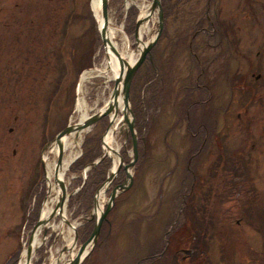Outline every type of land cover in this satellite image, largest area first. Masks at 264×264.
Listing matches in <instances>:
<instances>
[{"label": "rangeland", "instance_id": "1", "mask_svg": "<svg viewBox=\"0 0 264 264\" xmlns=\"http://www.w3.org/2000/svg\"><path fill=\"white\" fill-rule=\"evenodd\" d=\"M150 1L108 0L107 17L109 30L112 32L111 40L127 60L138 57L136 48L139 43L133 38L134 23L137 16L141 17L140 7L149 6ZM174 1L169 0L168 4L171 5ZM230 1V12L238 14L239 22H244L241 19V10L244 8L240 6L244 0ZM261 1L251 0L250 9L253 8L264 20V0ZM177 14L179 19L181 13ZM92 15L90 0H0V23L9 22L6 29L0 26V44L8 37L12 46L8 51L1 52L3 58L8 60L1 63L9 65V70H13L15 65L18 69L29 71L21 78L17 76V80L11 75L0 76V264L21 263L29 230L36 219H40L44 202L48 198L43 155L54 144L53 138L62 126L78 121L75 102L82 70L101 67L106 62L97 24ZM261 18L258 16V20L261 21ZM251 21L250 17V24ZM178 22L173 23L167 17L165 32L159 39L157 36V42L154 41L149 56L147 53L138 66L128 88V105L134 111L131 110L132 114L135 113L133 119L137 149L154 150L157 160L163 159L164 151L170 154L171 150L199 149L203 134L199 132L189 136L188 131L182 127L177 128V124L173 126L175 129L171 133L164 128L171 120H175L173 110L176 114L181 112L179 97L191 95L188 92L190 84L185 77L183 64L186 59H193L190 50L195 51V44L194 41L191 44L189 41L185 42L182 32L179 33L184 22ZM89 29L90 32L87 31ZM156 31L157 16L153 13L146 21L139 23L137 36L140 34L141 42L147 44ZM7 32H10L8 36ZM84 32L86 36L89 34L91 41V64L88 69L83 68L75 75L71 60L75 58V53L82 50L81 45L85 44L86 40L83 41L80 37ZM78 40L80 44L75 48ZM251 40L255 41L253 38ZM18 56H21L20 59ZM251 58H254L252 53ZM147 75L148 79L145 80ZM102 80L95 77L85 82L83 96L89 115L99 110L112 87L111 80L106 83ZM185 86H188L187 89H183ZM262 93L264 100V92ZM228 96L227 92L220 95V108L214 112V117L217 118L216 133L220 136L223 144H220V148H223L221 150L225 156L234 147L243 149V144H247V131L243 128V107L230 110L226 108L224 111L223 107L228 106ZM252 103L248 106L251 119L248 129L254 139L252 147L255 150L258 143L264 149V105L259 109L257 104ZM237 112L240 115L239 122L234 117ZM206 117L210 118L204 115L203 121L210 123ZM107 121V116H103L83 133L77 148L78 155L70 162L63 175L67 195L63 213L76 227V245L86 239L91 230L93 219H89V215L92 196L112 165L109 156L92 166L88 165L104 149L101 138ZM116 127L111 146L119 152L123 162H127L131 155L130 137L124 132L125 124L118 123ZM212 138L215 139V136L208 140ZM205 144L209 148L208 143ZM215 147H218L217 143ZM250 151L247 171L253 187L252 195L250 197L248 193L244 195L239 191L236 200H248L246 208L252 215V223L264 235V154L259 157L252 149ZM79 159L83 161L75 163ZM171 163L172 161L156 162L152 170L146 169L143 172L142 177L137 169L132 168L131 175L133 171L134 174L130 189L115 196L94 246L80 264H145L150 262L149 255L162 249L167 237V220L171 215L181 212L180 205H170L168 201V191L173 187V179L162 182V197L160 200L156 198L159 192L158 183L170 169ZM230 165V161H226L219 166L220 176L224 175L225 180H228L229 173L224 167ZM161 166L163 167L160 168ZM153 174L155 179L152 182L150 177ZM122 175L121 172L116 179ZM111 184L112 182L104 192L102 201H105ZM229 194H222L221 191L220 196L215 197V204L208 206L207 210L208 213H214V218L218 216L225 228L228 224L229 227L233 225L236 230V238H233L236 240L237 251L227 253V248L222 250L224 245L217 250L219 243L211 240L209 246L212 248L205 255V262L262 264L264 245L259 251L258 238H252L253 253L240 250L248 237L258 235H252L255 230L253 224L250 227L233 224L240 212V206L238 202H233L234 191ZM52 225H62V232L59 229L53 230ZM43 229L45 234L43 235L42 230L41 244L35 247L30 264H49L51 260L62 255H69L67 249L61 248H66L65 237L71 228L61 222L60 216L53 217ZM69 237H73V234ZM223 240L228 245L229 238ZM223 240H220V244ZM74 250L72 248L73 252Z\"/></svg>", "mask_w": 264, "mask_h": 264}, {"label": "flooded vegetation", "instance_id": "2", "mask_svg": "<svg viewBox=\"0 0 264 264\" xmlns=\"http://www.w3.org/2000/svg\"><path fill=\"white\" fill-rule=\"evenodd\" d=\"M180 2L184 22L182 23L184 26H181L183 39L185 42L189 41V44L194 41L195 44V51L188 49L191 51L193 59H186L183 64L185 77L190 84L188 92L191 95L179 97L181 112L176 114V111L173 110L172 115L174 114L175 120H171L164 128L166 132L171 133L175 129L173 126L177 124V128L182 127L188 131L189 136L199 132L203 134L199 149L171 150L170 154L167 153L168 151H164L163 159L157 160L154 150H136L133 170L137 169L141 177L146 169V171L152 170L156 162L170 163L172 161L170 169L164 173L158 183L159 192L156 198L160 200L162 197L160 194L162 182L166 179H173V187L168 191V201L170 205L181 206V212L171 215L167 220L165 245L160 251L149 255L150 262L145 264H219V261L205 262V255H208L212 248L209 246V242L214 240L216 244L219 243L216 246L217 250L224 245L223 251L227 248V253L236 252V240L233 238V236L236 238V230L233 225L229 227V224L225 228V225L220 223L218 216L214 218V213H208L207 207L215 204V197L220 196L221 191L222 194L227 195L234 191L235 201L233 202L235 204L238 202L236 198L239 191H242L244 195L248 193L251 197L253 187L247 171L248 158L251 156L250 150L252 149L259 157L264 154V149L258 143L257 148L253 149L254 139L250 136L248 129L251 124L248 106L250 107L254 102L261 109V106L264 105V100H262V92H264V20L255 13L253 8L250 9L251 0H244L240 5L244 8L243 11L241 10L243 13L241 19L244 22H239L238 14L230 12V0H181ZM259 2L262 1L259 0ZM258 16L261 21L258 20ZM250 17L252 18L251 24L249 23ZM246 21L248 22L246 23ZM0 26L6 29L9 22L0 23ZM9 33L7 32V36ZM251 38L255 41L251 42ZM9 42L10 38L5 37V42L0 44V76L10 77L8 75H11L14 80H17V76L21 78L29 71L18 69L15 65L13 70H9V65L1 63L8 61L3 58L2 53L12 48ZM251 53L254 58H251ZM20 57L17 58L20 59ZM4 67L6 68L3 69ZM187 87L185 86L183 89H187ZM225 92L229 95L228 106L223 107V110L242 106L245 114L243 128L245 132L247 131L245 136L247 144H243V149L234 147L227 156L221 150L223 148H220V136L216 133L217 118L214 117V112L216 113L220 108V95ZM170 93L172 95L171 91ZM188 99H190L189 102ZM212 108L213 111H211ZM204 115L210 117H206L210 123L203 121ZM15 117L13 118L16 119ZM234 117L239 122L238 112L234 114ZM159 123L162 125L160 121ZM8 131L10 130L8 129ZM211 136H215V139L208 140ZM205 143H208L209 148L205 146ZM216 143L218 147H215ZM226 161L231 163L229 167L223 166L228 170V180H225L224 175L220 176V171H218L219 166L224 165ZM120 171L123 175L116 179L117 175L121 173ZM151 172L154 173V171ZM117 175L112 181L111 188L122 183L124 179L122 167ZM150 178L153 182L155 174ZM204 201L206 205H204ZM247 202L248 200L246 201L245 198L238 202L240 212L234 219V225L252 226L254 220L250 211H247ZM255 227H253L255 230L252 235L258 236L248 237L245 240L244 247L240 249L244 253H253V237L258 238L259 251L264 245L263 232ZM206 228H210L209 231ZM222 228L223 230H221ZM223 238H229L228 245ZM220 240H223V243L220 244ZM218 252L221 254L220 251ZM261 263L264 264V260ZM257 264L260 263L257 262Z\"/></svg>", "mask_w": 264, "mask_h": 264}, {"label": "water", "instance_id": "3", "mask_svg": "<svg viewBox=\"0 0 264 264\" xmlns=\"http://www.w3.org/2000/svg\"><path fill=\"white\" fill-rule=\"evenodd\" d=\"M107 7H108V0H100L99 2V12H100V19L101 23L100 26H97L101 45L103 48L104 56L108 53V50L112 53L113 57L116 59L118 63V72L115 74V77L112 81V87L108 93L107 100L102 104V106L99 108V110L93 112L90 115H87L83 120L76 121L73 124H66L64 127H62L54 136L53 143L56 146V159L53 169V178L57 185V187L60 190V197L54 207V210H57L60 215L63 216V222L70 226L73 231V237L71 240V247L68 248H61V250L68 249V252L71 251L72 248H75L74 253L72 255H66V263L65 264H80L81 261L84 259V257L91 251L93 245L95 244V241L97 239L99 228L103 220H105V215L108 212V210L111 208L113 204L114 197L122 192L125 191L131 184V170L134 164V158L136 155V149H137V142H136V135L134 131V119L133 114L131 112V109L128 105V88L131 81V78L135 72V70L138 68V66L141 64L143 59L145 58V55L148 53L150 47L156 40L161 28H162V10L160 5V0H151L149 3V12L146 17H149L152 13H156L157 16V31L155 36L147 42L146 46L140 50L138 53V57L135 58V60L128 64L127 61L122 57L119 52L116 51L115 47L113 46L109 36H108V17H107ZM143 19L139 18L137 16L135 23H134V30H133V38L135 42H137V27L139 23H141ZM96 21V20H95ZM138 46V45H137ZM120 94V98L122 101V110L118 108L117 105V97ZM117 115H121V121L118 119L116 122L117 124H125L124 132L128 133L130 136V149H131V155L129 160L126 163H123L119 153L115 151V149L107 146L104 142V136L106 135V132L108 128L113 123L115 117ZM107 116V124L105 126L104 132L102 134L101 138V144L104 147H107L110 149V151L117 157V163L115 164L113 169H109L107 172L105 178L103 181L100 182L97 189L95 190L93 196H92V203H91V212L89 215V219H93V224L90 230L89 235L84 239L82 242L76 245L77 241V233L75 229V225H73L71 222H69L65 216L63 215V206H65V202L67 200V195L65 191V185L63 182V179L58 178V171L59 168H61L62 165V143L61 139L67 135L69 132L76 130H82L85 128H89L92 124H94L99 118ZM102 146V147H103ZM107 156L106 152L102 151L101 155L97 157L94 161L89 163V166H92L96 163H98L102 158ZM122 167L124 171V179L120 185H116L113 188H111L108 192V195L105 198V201L102 204V208L96 212V206H97V197L99 192L101 191L103 194L107 190L108 186L110 185L111 181L116 176L118 170ZM51 215V214H50ZM50 215L46 219H39V217L36 219V221L32 224L28 237L26 240L25 245V263L30 264V258L31 253L34 252L32 244H31V237L33 231L44 224L47 220H49ZM45 234V229H43V235Z\"/></svg>", "mask_w": 264, "mask_h": 264}, {"label": "bare ground", "instance_id": "4", "mask_svg": "<svg viewBox=\"0 0 264 264\" xmlns=\"http://www.w3.org/2000/svg\"><path fill=\"white\" fill-rule=\"evenodd\" d=\"M99 2L100 0H90V6L94 15V18L96 20V24L99 27L100 23H101V19H100V12H99ZM141 8V19H143V17H145V21L148 17L147 14L149 12V6L147 5H143L140 7ZM144 23V22H143ZM108 36L110 38V40L112 39V32L111 30H109L108 27ZM140 33V32H139ZM138 40L137 42L139 43L137 46V50L138 53L140 52V50L142 48H144V46H146V43L141 42L140 40V34H138ZM112 42V40H111ZM113 46L115 47L116 51L119 52V54L124 57L123 53H121L116 46L114 45V43L112 42ZM136 58V57H135ZM135 58H131L130 60L124 59L127 61L128 64H131ZM105 60L106 62L104 64H102L101 67H94L92 69L89 70H85L83 71V73L81 74V76L79 77L78 80V85H77V93L78 96L76 98V102H75V112L78 115V121L83 120L86 116H87V105L85 103L84 100V87L85 86V82H88L89 80H91L92 78L94 79L95 77L97 78H102L105 83L106 81L108 82L109 80L113 81V78L115 77V74L118 72L119 68H118V63L116 61V59L113 57L112 53L108 50V53L105 56ZM99 80V79H98ZM117 105L118 108L122 110V101L120 98V94L117 97ZM103 107V106H102ZM118 116V115H117ZM117 116L115 117L113 123L111 124V126L108 128L106 135L104 136V142L107 146L113 148L112 142H113V136L116 130V122L118 121V119L121 118V115L119 116V118H117ZM121 121V119H120ZM87 130V128L76 131L73 130L71 132H69L67 135H65L62 139H61V143H62V165L61 168H59L58 171V178L63 179V175L69 165V163L75 159V157L78 155L77 152V148L81 137L83 135V133H85ZM104 151L106 152L107 156L111 157V169L114 168L115 164L117 163V157L110 151V149H108L107 147H103ZM114 149V148H113ZM56 146L55 144L49 146L46 150V152L43 155V164H44V173H45V180L46 183L48 185V198L47 200L44 202L43 205V209L41 212V216L40 219H46L50 214V218L49 220H47L44 224H42L41 226L37 227L33 233H32V237H31V244L33 247V250L35 249V247H38L41 244V235H42V230L45 227V225L55 216H60L61 222L64 223L63 220V216L60 215L58 213L57 210H54V207L60 197V190L57 187L54 178H53V169H54V164H55V156L57 154L56 152ZM116 151V150H115ZM114 156V158L112 157ZM103 198V193L100 191L98 194V197L96 199L97 201V206H96V212H98L101 208H102V201ZM64 207V206H63ZM64 215V213H63ZM65 224V223H64ZM69 228H71L70 226H68ZM53 230L59 229V231L62 232V225H52ZM73 234L72 229H69V235ZM67 234L66 238V248L71 247V240L72 237H69V235ZM68 250V249H67ZM74 252L71 249V252H69V256L72 255ZM33 252L31 253L32 256ZM66 256L62 255L61 257H59L58 259H54L51 260V262L49 264H65L66 263ZM20 264H26L25 263V252H23L22 255V261Z\"/></svg>", "mask_w": 264, "mask_h": 264}, {"label": "trees", "instance_id": "5", "mask_svg": "<svg viewBox=\"0 0 264 264\" xmlns=\"http://www.w3.org/2000/svg\"><path fill=\"white\" fill-rule=\"evenodd\" d=\"M181 0H175L174 2L170 4L169 0H160L161 3V8H162V17H163V26L161 29V32L158 36V39L160 38V36L165 32L166 30V22H167V17L169 16L172 19V22L175 23L178 22L179 24L183 22V12L181 10ZM170 6V8H169ZM178 12L181 13L179 19H178ZM91 28V26H90ZM88 32H90V29L87 30ZM181 32V30L179 31V33ZM81 39L86 40L84 43L82 44L80 48H82V50L78 53H75V58L73 60H71V63L73 64L72 66V70L75 73V75H78V73L83 69V68H87L90 66V55H91V41H89V34L86 36V32H84L81 36ZM79 39V40H81ZM157 39V40H158ZM79 40L77 41V44L75 46V48H77V46L80 44ZM156 40V42H157ZM137 71V70H136ZM136 71L133 75L132 80L134 79L135 75H136ZM148 79V75L145 77V80ZM131 90V88H130ZM131 97V96H130ZM130 106H131V102H130ZM132 110V108H131ZM133 111V110H132ZM134 112V111H133ZM135 115V113H133ZM63 127V126H62ZM61 127V128H62ZM85 150V147L83 146V151ZM84 156V153L82 154V157ZM91 160V159H89ZM88 160V161H89ZM83 161L82 159L77 160L75 163H79Z\"/></svg>", "mask_w": 264, "mask_h": 264}]
</instances>
